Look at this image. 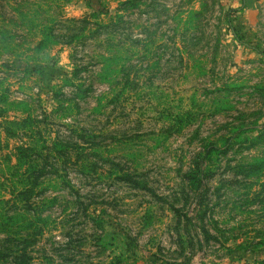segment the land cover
I'll list each match as a JSON object with an SVG mask.
<instances>
[{"label": "rangeland", "instance_id": "1", "mask_svg": "<svg viewBox=\"0 0 264 264\" xmlns=\"http://www.w3.org/2000/svg\"><path fill=\"white\" fill-rule=\"evenodd\" d=\"M122 1L0 0V123L102 153L88 174L50 158L27 201L7 156L28 138L1 136L0 264H264L256 179L233 170L264 157V0Z\"/></svg>", "mask_w": 264, "mask_h": 264}, {"label": "trees", "instance_id": "2", "mask_svg": "<svg viewBox=\"0 0 264 264\" xmlns=\"http://www.w3.org/2000/svg\"><path fill=\"white\" fill-rule=\"evenodd\" d=\"M137 0H124L122 1L121 7L125 9L135 8L138 3ZM93 16H97L96 14H92ZM116 18H120V15L116 13ZM84 22L87 20H83ZM228 25L230 28H233L228 19ZM233 34L238 39L241 40L242 36H239L237 31L233 28ZM47 35L41 41L47 42ZM115 59V56H110L106 59V63L104 64L105 74L111 77L110 73H106L107 69L111 67V62ZM111 69L109 72H112ZM105 75V78H107ZM107 78V79H108ZM68 83H71V81ZM72 84V83H71ZM14 105L15 102H11L8 100V93L6 91L0 93V117H5L9 112L8 106ZM244 132V131H242ZM36 123L34 119L27 115L23 118H15V119H5V121L0 123V151L3 150V140L2 135H4L6 140V145L8 146V141L10 139L18 138L20 136H26L28 141H24L21 144H18L14 147L13 153L8 157L9 163H7V169H13L15 171V176H17L18 180L21 182L22 189L24 191H20L23 194L29 192V195L26 197V200L34 195L43 192L40 190L41 184L40 180L45 176L48 165V161L50 158L55 159V163L63 162L69 163L70 161L75 165L78 169H80L83 174H88L90 172L97 171V162L93 161L96 158L101 159L102 153L99 148L84 146L85 144L79 143L80 141H64L59 138L54 139L51 143V146L46 145V141H40L39 137H37ZM22 136V137H23ZM85 143L87 144L89 139H94L88 135H80ZM244 141H249L252 144L254 143V139H250L245 136ZM231 139H228L225 142L226 147H218L214 144H209L206 146L204 150V155L200 157L199 163L197 165L198 173L190 176L195 187L198 189L197 196H201L203 190L205 189L204 181L214 175V171L211 170V167L205 166V160H211L212 156H220L223 153H226L229 144H231ZM88 149V151H87ZM52 155V156H49ZM14 158V162H11V159ZM51 168H54L51 165ZM235 172V176H241L244 180L254 178L255 181L251 182L248 186V190L251 192L250 204L255 202H260L264 207V157H256L247 161L245 163H240L235 166L233 169ZM56 173V170H54ZM125 180L133 181L128 175H123ZM247 181V180H246ZM253 182V183H252ZM256 185V186H255ZM255 186V187H254ZM258 190L256 192L252 190ZM38 189V190H37ZM37 190V192H36ZM200 200V199H199ZM8 219V218H5ZM4 225L3 221H0V232L5 228H1Z\"/></svg>", "mask_w": 264, "mask_h": 264}]
</instances>
